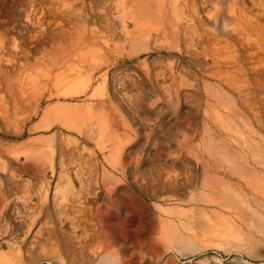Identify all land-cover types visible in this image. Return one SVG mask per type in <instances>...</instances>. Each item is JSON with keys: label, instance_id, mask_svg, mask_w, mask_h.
Returning <instances> with one entry per match:
<instances>
[{"label": "rangeland", "instance_id": "374dc122", "mask_svg": "<svg viewBox=\"0 0 264 264\" xmlns=\"http://www.w3.org/2000/svg\"><path fill=\"white\" fill-rule=\"evenodd\" d=\"M117 2L0 0V262L264 264V0Z\"/></svg>", "mask_w": 264, "mask_h": 264}, {"label": "bare ground", "instance_id": "6f19581e", "mask_svg": "<svg viewBox=\"0 0 264 264\" xmlns=\"http://www.w3.org/2000/svg\"><path fill=\"white\" fill-rule=\"evenodd\" d=\"M51 3L54 2V1H59V0H49ZM120 0H118L119 2ZM128 1V0H127ZM133 1V0H132ZM152 0H150L151 2ZM115 2V1H114ZM117 2V3H118ZM116 3V2H115ZM147 3V1L145 2ZM153 3V2H151ZM155 3V2H154ZM153 3V4H154ZM55 4V3H54ZM123 4V3H121ZM149 3H147L146 5L148 6ZM62 6V5H61ZM117 6V5H116ZM170 6V5H169ZM168 7V6H167ZM135 9H137L135 7ZM149 9V8H148ZM133 11V9H132ZM129 12V11H128ZM148 12V11H147ZM151 12H154V11H151ZM149 11V13L151 14V16L153 17L152 13ZM78 13V12H77ZM12 14V13H11ZM8 15V14H7ZM142 16V15H141ZM140 16V17H141ZM146 16V14H145ZM191 16V15H190ZM195 16V15H194ZM2 17V16H1ZM143 17V16H142ZM147 17H150L147 16ZM27 18V16H25V19ZM134 18V17H133ZM132 18V19H133ZM167 18V17H166ZM193 18V16H192ZM33 19V17H32ZM152 19V18H150ZM168 19V18H167ZM184 19V18H183ZM196 20V19H195ZM182 21V20H181ZM188 22V21H187ZM34 23V22H33ZM181 23V22H180ZM183 23V22H182ZM202 23V22H200ZM165 24V23H164ZM174 24V23H173ZM177 24V23H176ZM166 25V24H165ZM164 26V25H163ZM171 26V25H170ZM180 26V25H179ZM183 26V25H182ZM182 26H180L182 28ZM196 26V25H195ZM74 27H76V31L74 34H70V33H62L64 35H67L68 38H69V43H70V47H74V44L76 45V42H77V39L79 38H82V42H83V49L80 50L77 54L73 55L72 57H68L67 61L68 62H72V61H75V60H78V61H81L84 63V61H86L90 55V53H92V49L96 50V48L94 47L95 45V41L97 40V36L96 34L94 33H89L88 30H86V27L85 26H81L79 23H74ZM189 27H192V26H189ZM188 27V28H189ZM166 28V27H164ZM168 29V28H167ZM170 29V27H169ZM183 30V29H182ZM185 30V29H184ZM190 30V29H189ZM166 31V30H165ZM168 31V30H167ZM171 31V30H170ZM169 31V32H170ZM173 31V29H172ZM171 31V32H172ZM168 32V33H169ZM167 33V34H168ZM180 33V31H179ZM53 34L49 33L48 34V38H51L49 41L50 42H53ZM75 36V38H74ZM199 36V35H198ZM1 37V36H0ZM36 37V36H35ZM40 37V36H39ZM65 39V37H63ZM31 39H34V36H32ZM202 39V38H201ZM5 40H7V37L6 36H2L0 38V46L1 45H5ZM35 40V39H34ZM191 41V40H190ZM197 41V40H196ZM104 42V41H103ZM13 43V42H12ZM106 43V42H104ZM2 47V46H1ZM105 47H108V44L106 43V46ZM99 49V51H102V47H99L97 48ZM4 52V51H3ZM54 57H56V55H53V59ZM8 61V60H7ZM0 63H1V58H0ZM3 63H6L3 61ZM2 63V64H3ZM15 63V62H14ZM89 63V62H87ZM1 64V65H2ZM75 66L76 64L74 63L73 65H71L70 67V70L71 72L75 75V72H76V69H75ZM33 67V66H32ZM30 67V68H25L23 69V71H26L25 72V77L27 78L26 81H20V77L22 76V72H20L19 74L20 75H17L16 78V82H15V78H12L10 76H7L4 80V78H2V80H4L6 82V85H5V88L4 89H0V120L2 122V124L5 125V122H8L10 117H12L15 113H16V110L20 107V105L22 106H25L27 104H29V102L32 100V95L34 92L38 91L40 88H42L45 84L48 83V80L50 79V74H46V72H41L40 74L38 72L34 73L33 72V68ZM27 69V70H26ZM69 70V71H70ZM1 75H2V72H1V66H0V80H1ZM44 76L45 77V82H44V85H42V83L39 82V77L38 76ZM71 77V76H70ZM2 93H5L4 96H2ZM37 112H35L34 114H36ZM216 156V155H215ZM219 156V155H218ZM217 156V157H218ZM221 158V156H219ZM224 157V156H223ZM222 157V158H223ZM217 160V159H216ZM249 162V161H248ZM219 167L222 168L226 173H224L222 171V174L223 175H227V176H246L247 175V172L245 170L246 166L244 165H235L233 164L232 162H229V161H226L225 162H222V161H219ZM253 167V166H252ZM248 168V167H247ZM152 170H157L156 171V178L158 180V184L159 185H162L164 184L163 182L166 181V180H169L171 178V175H168L166 177H164L163 175H161V173H159L161 170L158 169V167L156 166H152ZM160 170V171H159ZM257 170V169H256ZM159 171V172H158ZM246 172V173H245ZM222 175V176H223ZM160 182V183H159ZM204 179L201 178L200 182H199V185L201 187H206V184L204 183ZM242 187H245L247 186V183H242L241 184ZM188 187H191L190 184L188 183ZM212 187V186H211ZM151 191L152 192H155L153 191V188L150 187ZM0 264H3L0 262Z\"/></svg>", "mask_w": 264, "mask_h": 264}]
</instances>
